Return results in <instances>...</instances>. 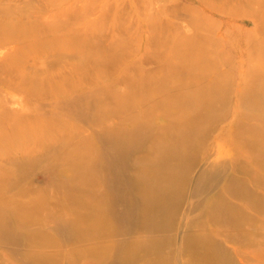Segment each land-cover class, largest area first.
<instances>
[{
  "label": "bare ground",
  "instance_id": "obj_1",
  "mask_svg": "<svg viewBox=\"0 0 264 264\" xmlns=\"http://www.w3.org/2000/svg\"><path fill=\"white\" fill-rule=\"evenodd\" d=\"M15 10L0 1V83L21 94L0 101V128H10L1 139L15 149L0 157L8 163L0 166V258L223 264L221 241L233 239L223 226L253 222L238 201L264 214V39L243 41L251 48L243 61L255 58L249 69L232 57L216 62L197 47L200 39L188 37L173 49L172 63V42L158 34L149 42L164 44L166 54L139 49L131 61L133 46L123 39L93 45L65 20L30 24ZM30 55L44 56L48 68L31 75ZM102 107L118 119L105 124ZM215 145L218 160L211 158ZM198 152L204 166L196 171ZM32 170L44 174L39 187L24 181ZM248 178L262 191L251 193ZM187 196L197 215L182 209ZM257 253L264 250L254 246L251 256Z\"/></svg>",
  "mask_w": 264,
  "mask_h": 264
},
{
  "label": "rangeland",
  "instance_id": "obj_2",
  "mask_svg": "<svg viewBox=\"0 0 264 264\" xmlns=\"http://www.w3.org/2000/svg\"><path fill=\"white\" fill-rule=\"evenodd\" d=\"M0 1L1 4H10V6L16 9L14 11L15 14L12 16L23 13L25 15L23 20L30 24L34 23L33 21L36 18L37 21L45 25L50 23L62 24L65 20V22L67 21L70 26L74 27L82 37L87 40L89 39L88 41L93 45L100 44L104 46V44H110V42L115 39L116 41L118 39H123L121 41L123 44L121 43V45L127 46V44H132L133 48H136L135 51L133 48H130L131 46L128 48L132 53L134 52L130 57L131 61L138 60L137 55L140 52L139 49L143 52L161 51L166 54L168 49L164 44L155 43V41L149 42L153 35L155 36L158 34L161 36L159 37L161 40L166 41L167 39L165 38H168L169 41L172 42V63L178 61L173 54V49L175 47L178 48L182 40H186L188 37L189 40L200 39V41H196L200 42L202 46L197 47L209 57L213 58L215 56V58H213L215 60L218 58L220 59L221 55L229 59L232 57L233 60H236L234 62L236 65H239V68L249 69L247 65H256L255 58H248L246 61H243V57L248 55L251 51V48H248L250 44L244 45L243 41L246 39L258 42L262 40V38L264 39V0ZM227 37H231L230 42H226ZM125 40H127L128 43H126L127 41ZM229 45H232V47L228 48ZM193 55L196 56V54ZM83 57H85L83 54L78 53V58ZM44 58V56L30 55L27 59H24L29 65L28 70L31 75L39 70L42 71L48 68L46 63L43 62ZM219 59L216 62H219ZM222 59L224 58L222 57ZM148 66L151 67L152 65L145 64L144 67ZM221 67L225 68L227 64H222ZM196 71L198 74L200 68ZM175 79L176 78H172V84L176 82ZM7 99L9 101L19 100L21 99V94L8 92V89L0 83V101L3 102ZM232 101L233 100H231V103ZM112 108L114 110L118 109L116 106ZM177 109L178 108L172 107V112H176ZM100 110V113L106 116L104 120L105 124H111L118 119L117 114H110L107 116L105 107H102ZM111 112L116 113L113 111ZM66 119L68 123L70 121L73 126H85L84 122L80 120H74L69 116H67ZM9 131L10 128H0V152L2 149L6 151L5 154H0V157H6V154L10 152L13 153L15 150L10 149L9 144H5V137L1 139V135L8 136ZM45 131L51 134L53 130L52 128H46ZM216 148V145L212 148L213 155L211 158L218 160L219 155L216 153ZM196 155L197 163L195 165V170L197 171V169L204 166V164L200 163L201 154L198 152ZM222 155L224 158L228 156L227 146L224 147ZM5 161L6 159L0 158V166L2 168L8 166L7 161ZM253 167L255 170H259L256 164H253ZM240 176V178H243L242 175ZM43 180L44 174L40 172V170H32L27 173L26 180L24 181L28 185L32 184L39 187ZM245 186L251 193L253 191H262L261 187L250 178L246 180ZM241 187H244V185H241ZM33 195H35L33 197L36 198L40 196V194ZM261 196L260 198L263 199L261 208L262 206L264 208L263 192H261ZM194 200L195 198H188L187 196L182 204V209L188 211L189 216L197 215L198 213L194 205H192V209L190 208V204L195 203ZM235 201L238 200L235 199ZM238 202L242 205L240 206L242 208L239 209L248 210L247 213L252 217L253 222L251 225L244 222L243 225L245 224V226L237 228L229 225L223 226V236L228 235L233 237L231 241L226 240L227 238L221 241V249L224 255L222 260L223 264H260L262 262L264 264V255L257 253L259 254L257 255L258 257L255 258V256H251V249H253L254 246H257L260 250H264V244L260 242L264 234V214L257 209L249 207L247 203H243L242 201ZM248 230L253 232L248 234ZM255 232L257 233L256 235L254 234ZM55 240L61 242L60 238H56ZM236 247H242L244 254H237L235 251ZM182 257L184 258L185 256ZM247 258L249 259L246 260ZM72 259L73 255L68 254L66 256L67 262ZM6 260L5 258H0V264H6Z\"/></svg>",
  "mask_w": 264,
  "mask_h": 264
}]
</instances>
